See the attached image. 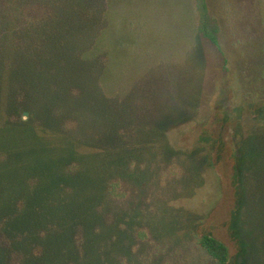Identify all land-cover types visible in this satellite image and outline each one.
I'll use <instances>...</instances> for the list:
<instances>
[{
  "label": "rangeland",
  "instance_id": "obj_1",
  "mask_svg": "<svg viewBox=\"0 0 264 264\" xmlns=\"http://www.w3.org/2000/svg\"><path fill=\"white\" fill-rule=\"evenodd\" d=\"M9 1L6 17L55 0ZM208 3L221 54L198 32L195 0H70L92 32L82 53L51 59V77L45 57L1 77L0 177L45 264H219L205 235L229 264H264V0ZM18 96L33 111L8 124ZM49 219L81 226V248L71 231L40 229ZM25 247L0 245V264H18Z\"/></svg>",
  "mask_w": 264,
  "mask_h": 264
},
{
  "label": "trees",
  "instance_id": "obj_2",
  "mask_svg": "<svg viewBox=\"0 0 264 264\" xmlns=\"http://www.w3.org/2000/svg\"><path fill=\"white\" fill-rule=\"evenodd\" d=\"M68 1L70 0L62 1V4H64V7L61 6L62 8H56L59 0L52 1L42 8H38V6L29 8L25 11L24 15L15 14L14 12L9 11L6 17L2 11L0 12L1 21L4 19L5 22L11 24V30L2 31L0 28V78L2 76L10 75L9 72L11 71L12 64L20 62L23 58L35 60L42 57H45L48 62V76L51 77V75L55 74V70L61 68V65L56 68L51 67L52 65L49 63L51 59L54 64H58L59 58L63 59L68 56L73 59L79 52L82 53L84 50L82 46L84 42L82 43V40L88 39L90 35H92V32L85 28H79L75 21L77 14L71 10V7L65 5ZM9 3L11 6L12 0H10ZM195 4L196 10L199 14L198 32L200 36L208 41L213 47L217 48L221 54L217 38L218 28L211 17L208 0H195ZM59 9L63 11L60 13L62 14V16H60L62 17L60 22L58 21L59 17L57 15L59 14ZM21 19L22 21H25V23H22ZM19 21L21 22V25H19ZM1 82L2 78L0 79V87L2 86ZM67 85L69 86L70 83ZM69 92L71 97H73V85L69 87ZM14 102L16 110L14 111V116H11L8 120V124L12 122V124L22 125L19 121L20 112L23 110L29 112L33 110L26 106V103L21 96L14 98ZM6 119L7 116L5 115V120ZM241 150L240 146L237 147L240 157H244ZM71 175L72 170L70 168L62 175L63 182L59 188L62 189L61 195L63 196L70 193V191L65 189V183L71 181ZM108 187L110 197L116 200L122 196L120 182L112 183V185L110 184ZM8 190L9 187H7L5 180H2L0 177V204L5 200V204H2L3 210H1L0 213V245H3L5 249L9 250L10 248L12 249L13 242L14 245L16 243L17 246L18 244L22 246L24 243L26 246L25 248H27L28 256L26 257L23 253L20 254L14 251V260H18L19 256L21 262L19 260L18 264H21L23 261L26 262V264H45L44 259L48 257V254L37 244H34L31 241L30 243L26 242V238H29L30 235L27 236L26 233L22 231L23 224L17 220L19 219L18 214L22 209L23 203L21 202L16 206L14 202L15 200L7 198L10 196L9 194L12 193ZM50 221L51 219L47 221L45 220V223L40 229L44 227L51 228V230L48 231L50 234L57 233L62 236V238H65V230L69 232L71 231L70 233L72 234V237L70 239L71 241L68 242V245L73 248H81V244L84 242V230L81 229V226L79 227L77 224H67V227L62 229L57 228V226L55 224L53 225ZM40 229L38 228L37 230ZM75 233H77V235ZM74 234L75 236L73 238ZM36 235L38 241L44 238V233L39 234L38 232ZM23 240H25V242ZM200 246L210 258L219 264H229V249L221 241L205 235L200 240ZM22 250H24V248H22ZM23 257H25V260H23Z\"/></svg>",
  "mask_w": 264,
  "mask_h": 264
}]
</instances>
